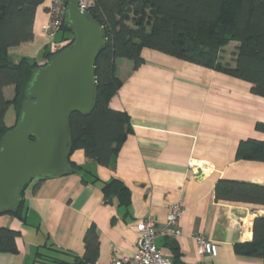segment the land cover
I'll return each instance as SVG.
<instances>
[{
  "label": "crops",
  "instance_id": "1",
  "mask_svg": "<svg viewBox=\"0 0 264 264\" xmlns=\"http://www.w3.org/2000/svg\"><path fill=\"white\" fill-rule=\"evenodd\" d=\"M49 5L44 0L37 7L33 39L9 47L11 60L44 61L46 48L56 40L44 30ZM238 46L233 40L222 47L221 61L235 65ZM142 56L137 69L126 58L117 60L122 83L110 104L125 113L128 132L116 144L110 164L101 165L76 149L71 160L83 170L44 178L37 188L39 179L33 180L24 196L26 222L3 214L0 225L19 230L18 250H35V257L48 237L83 255L84 235L94 224L100 240L95 264H112L115 254L136 252L139 221L150 216L163 225L171 206L182 200V235L157 241L174 264H263L261 257L238 250L253 241L263 206L218 198L216 187L224 179L264 185V162L236 158L240 140H264L255 127L264 121V97L253 94L248 81L222 71L155 49L145 48ZM5 95L11 99L14 86H7ZM115 178L127 186L128 204L116 196L106 201L103 184ZM23 223L36 230L31 246L23 239L31 229ZM199 233L217 244L216 256L199 254Z\"/></svg>",
  "mask_w": 264,
  "mask_h": 264
},
{
  "label": "trees",
  "instance_id": "2",
  "mask_svg": "<svg viewBox=\"0 0 264 264\" xmlns=\"http://www.w3.org/2000/svg\"><path fill=\"white\" fill-rule=\"evenodd\" d=\"M43 1L0 0V139L17 124L26 101L34 99L27 94L34 72L69 47L74 39L65 18L55 42L67 43L58 51L52 52L47 47L42 63L29 57L11 60L9 47L33 39L36 10ZM89 12L103 25L107 40L96 59L93 108L85 114L73 112L68 119L71 154L82 148L90 160L110 164L116 144L128 132L125 113L110 104L122 83L117 60L126 58L137 69L144 61L145 48L248 81L252 93L264 97V0H96ZM233 40L239 46L235 65H230L221 61L219 53ZM7 86H14L11 99L5 95ZM10 106L15 111V122L9 126L6 114ZM255 127L264 133V121H258ZM71 154L61 175L83 170V165L71 160ZM236 158L264 162V140L251 137L240 140ZM32 181L19 188L22 200L17 207L0 215L9 214L26 222L24 196ZM83 181L88 182L86 178ZM216 191L218 198L261 204L264 208V185L224 179L218 182ZM103 192L106 201L116 196L121 204L129 203V190L117 178L104 182ZM20 234L19 230L0 225V251H17ZM84 243V254L79 255L50 242L48 237L37 247L33 264H95L100 240L94 224L87 229ZM238 250L261 257L264 264V216L255 221L253 241Z\"/></svg>",
  "mask_w": 264,
  "mask_h": 264
},
{
  "label": "water",
  "instance_id": "3",
  "mask_svg": "<svg viewBox=\"0 0 264 264\" xmlns=\"http://www.w3.org/2000/svg\"><path fill=\"white\" fill-rule=\"evenodd\" d=\"M66 21L73 42L34 72L27 89L34 99L26 101L17 124L0 139V213L17 207L25 182L65 172L71 154L69 116L93 108L105 29L78 0H68Z\"/></svg>",
  "mask_w": 264,
  "mask_h": 264
},
{
  "label": "built area",
  "instance_id": "4",
  "mask_svg": "<svg viewBox=\"0 0 264 264\" xmlns=\"http://www.w3.org/2000/svg\"><path fill=\"white\" fill-rule=\"evenodd\" d=\"M95 1L78 0V4L81 9L89 11ZM67 3V0H50V18L44 26V30L51 38H54L61 30L66 18ZM66 43V41H53L50 51H58ZM184 210L185 205L182 200H179L171 206L166 222L163 225H158L155 219L150 216L139 221L136 225L138 233L136 252L132 256L115 254L112 264H174L172 257H168L162 253L157 241L161 237L173 239L182 235L180 219ZM195 239L198 243L199 254L217 255V244L205 234L199 233L195 236Z\"/></svg>",
  "mask_w": 264,
  "mask_h": 264
},
{
  "label": "rangeland",
  "instance_id": "5",
  "mask_svg": "<svg viewBox=\"0 0 264 264\" xmlns=\"http://www.w3.org/2000/svg\"><path fill=\"white\" fill-rule=\"evenodd\" d=\"M6 121L7 124L13 125L15 122V112H14V108L12 106H10V108L7 110V114H6ZM9 215V214H8ZM23 227L25 228V230L27 229H31V232L29 235H23V239L25 240L26 245H29L28 242H32L30 243V246L33 244V235L36 234V230L34 227H31L30 224L27 223H23ZM27 249V248H26ZM34 251L35 250H28L25 252L23 250H17V251H0V264H32V260H33V255H34ZM27 254V256H26Z\"/></svg>",
  "mask_w": 264,
  "mask_h": 264
}]
</instances>
